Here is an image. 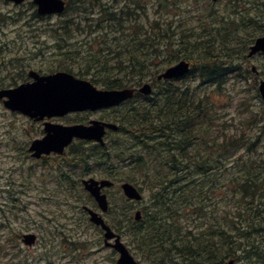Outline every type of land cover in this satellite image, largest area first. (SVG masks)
<instances>
[{
    "label": "trees",
    "instance_id": "obj_1",
    "mask_svg": "<svg viewBox=\"0 0 264 264\" xmlns=\"http://www.w3.org/2000/svg\"><path fill=\"white\" fill-rule=\"evenodd\" d=\"M154 1L159 17L152 15L149 22L145 18L151 8L146 1L120 0L112 12L104 0L67 1L66 11L80 10L85 22L91 21V10L96 9L94 23L82 30L99 34L91 36L94 41L87 40L83 55L72 50L83 60L82 76L107 89L141 85L148 77L155 86L151 96H136L113 109L111 119L119 125L118 132L111 131L115 135L109 134L105 146L88 149L81 145L80 164L94 161L107 178L124 173V180L142 191V178H150V202L141 209L142 219L135 221L123 210L128 236L149 264H225L232 258L264 263V150L256 153L257 137L264 144V104L256 80L262 118L254 115L247 123L263 122L258 136L227 134L232 125L219 121V113L215 114L219 104L213 94H224L234 72H239L238 81L244 72L230 53L215 51L210 40L232 51L237 41L233 38L241 30L263 34L264 2L237 0V5L226 10L239 18L229 19L221 26L224 32L216 33L212 31L221 16L214 5L222 0H205L210 5L195 19L194 13L185 18L179 0ZM241 1L243 12L237 9ZM73 2L79 6L70 7ZM207 17L214 20V26L203 24ZM108 27L113 31L112 41L106 36ZM198 27L210 38L201 37ZM190 46L194 52L187 50ZM180 60L192 65L186 77H200L196 85L157 79ZM113 227L121 231L123 221L119 218V225Z\"/></svg>",
    "mask_w": 264,
    "mask_h": 264
},
{
    "label": "rangeland",
    "instance_id": "obj_2",
    "mask_svg": "<svg viewBox=\"0 0 264 264\" xmlns=\"http://www.w3.org/2000/svg\"><path fill=\"white\" fill-rule=\"evenodd\" d=\"M119 1L104 0L111 7V12L115 11ZM144 1L148 2L147 4L151 8L149 11L151 15L145 18L146 22H149L152 15L154 18L159 17V13L156 12V9L152 5H157L158 3L154 0H141L140 3ZM236 1L232 0L229 2L222 0L221 3L214 5L215 9H219L221 17L215 21L218 23L212 32L217 33L218 30L224 32L221 26H226L230 23L229 19L239 18L238 15L228 13L229 10H226L234 6V3L237 5ZM262 2L264 0L259 1V3ZM85 4L91 5L88 2ZM174 4L175 2L170 5L171 9L174 8ZM206 4L210 5L205 0L178 1L179 8L183 11L185 18L194 13V19L197 13L205 9ZM243 4L241 1L238 4L239 6H237V9L241 10V12L243 11L240 5ZM75 6H79V4L75 2L70 4V7L74 8ZM36 11L37 7L33 4L32 0H26L21 3L11 0H0V26H9L4 28L6 32L1 33V35L4 37V41H9L8 45L10 49L15 48L13 53L15 63L26 62L25 59L20 62V57L24 55H26L27 61L31 63L37 62L43 68L49 69L56 68L60 63L73 66L74 61L78 63L74 67L73 72L77 73L79 77L85 78L79 71L80 63L83 60L79 57V53H72V50L75 49L78 52L80 50L83 55L87 51V40L90 42L94 41L91 36H94V33L96 35L99 34V31L94 30L86 34L87 32L85 33L82 30L85 29V26L94 23L96 9L91 10L92 14L89 15L91 21L87 22L84 21L86 15L76 9L66 11L61 15L48 17H41ZM166 16L164 14L163 18ZM261 21L264 23V20ZM73 22L76 24H72ZM77 22H80V24ZM66 24L68 26L71 25V28L70 26L65 27ZM203 24L214 26V20L211 17H207V20ZM231 26L233 25L231 24ZM91 29L93 28L91 27ZM26 30L29 31L25 32ZM113 30H115L114 27ZM107 31L106 36L112 41V37L114 36L113 31L109 27ZM196 32L201 37H206V40L210 38L206 32H201L199 27L196 29ZM259 33V31L241 30L233 38L237 41L234 46L235 49L232 51H225L224 48L220 47L217 40L210 39L211 44H215V51L222 55L227 52L230 53L234 57V61L239 64L241 70L244 72V77L239 78L240 81L235 78L239 72H234L237 74H233L228 80L223 88L224 94L221 95L218 92L213 94V98L219 104L217 113H215H219V121L222 124L230 122L232 125L230 127L232 131H229L227 134H249L252 136L253 133V135H257V128L263 124V122H259L256 125L252 124V122L247 123V121H251V118H254V115L258 119L262 118L261 114L258 113L260 101L256 97L254 88L256 80L258 90L260 79H264V55L248 56L250 41L264 35V33ZM20 34L23 35L24 42L15 43L13 39H5L17 35L20 36ZM61 38H64V41L61 42L64 46L63 49H59L57 45L61 41ZM2 43L3 41H1ZM22 45L23 48L19 47ZM205 48H211V46ZM187 50L194 52L191 46ZM73 55H75V58L71 59ZM9 61L6 62L0 58V79L8 75V69L12 66ZM253 66L256 68L255 71L258 70V72L252 70ZM249 70H252V72H247ZM149 78H147V81L152 82ZM198 81H200V77H186V79L183 78L176 82L182 85L191 83L196 85ZM96 85L102 88L100 84ZM6 110L7 108L1 101L0 264H117V252L112 248L105 247L103 231L90 221L88 212L84 210V206L97 210V203L93 199V196L84 189L82 180L90 176L101 179L102 171L100 169L86 170V167L79 165L80 155L78 153H76L75 159L72 161V145L66 150V156L62 158H48L45 162L33 159L32 157L28 158L26 144L24 143L33 139V133L38 124L29 121L23 115H11ZM106 116L101 111L87 112L82 113L79 119L80 121L105 119ZM256 140L259 141L256 153H260L261 150H264V144L258 137ZM79 143H83L81 145L88 149L92 147V144L85 140H76L75 144ZM77 149L78 147L75 150ZM73 162L76 164L74 167L71 165ZM90 163L91 167H93L94 163ZM71 169L76 172V174H72L74 178L73 183L70 179L67 180L63 173L64 171L72 173ZM165 176L163 175V177ZM124 177V173H116L113 177V180L117 182L115 186L104 189V192L109 197L110 208L112 209V212L105 215V218L111 226L119 225V218L123 221L121 231L113 228L121 235V239L130 248L135 258L141 264H149L147 258L143 257L139 250L134 248L128 236V222L125 221L123 210L134 216L137 210H141L143 206L149 204L151 195V188L149 187L151 185L150 178H142V184H139L144 186L145 199L142 202H132L126 199L120 188ZM56 178H62L64 181L57 185ZM151 178L155 180L156 177L152 176ZM76 179L78 182H76ZM119 214L121 215L119 216ZM28 233H34L37 236V241L32 245L26 244L23 241L24 234ZM236 264L254 263L238 261ZM259 264L264 263L261 262Z\"/></svg>",
    "mask_w": 264,
    "mask_h": 264
},
{
    "label": "water",
    "instance_id": "obj_3",
    "mask_svg": "<svg viewBox=\"0 0 264 264\" xmlns=\"http://www.w3.org/2000/svg\"><path fill=\"white\" fill-rule=\"evenodd\" d=\"M21 3L24 0H12ZM38 5L40 14L62 13L66 9L65 0H33ZM216 1V0H215ZM257 52H264V36L256 39L251 46L249 56H253ZM190 71V63L186 60L179 61L177 64L169 67L159 78H175L186 75ZM37 81L33 84H25L14 89H9L0 93V96L7 95L9 100L6 102L8 107L20 109L26 113H35L44 115H64L69 111L88 109L96 110L103 107H111L121 103L122 101L134 96V89L121 90H99L91 81L75 78L73 75L59 72L49 76H38ZM152 86L148 83L143 85L140 92L150 94ZM259 90L264 99V79L260 82ZM106 127L117 129L114 123H108L100 120H92L90 125H71L64 126L60 124L47 123V135L44 139L35 141L31 147L35 150V156L42 153H50L51 151L63 152L65 147L69 145L74 137L84 139H95L104 143L103 136L106 133ZM85 187L95 197L102 211L109 210V200L106 193H102L104 187L113 185L109 180L89 179L84 181ZM125 195L132 200H141L142 193L132 183L126 182L122 184ZM90 214V221L96 225L103 227L105 232V240L107 245L113 246L119 253L118 264H140L130 253L126 245L121 241V236L117 234L108 224L105 223L103 216L92 209L86 207ZM141 212L136 213V219L140 220ZM34 234L24 236V242L32 244L35 242ZM115 239V243L109 240ZM234 260H230L227 264H234Z\"/></svg>",
    "mask_w": 264,
    "mask_h": 264
},
{
    "label": "flooded vegetation",
    "instance_id": "obj_4",
    "mask_svg": "<svg viewBox=\"0 0 264 264\" xmlns=\"http://www.w3.org/2000/svg\"><path fill=\"white\" fill-rule=\"evenodd\" d=\"M9 27V26H0V58L4 61H9L10 64H12V66L8 69V75L5 78H1L0 79V93H2L3 90H8V89H14L22 84H26V83H32L34 82L37 78L34 76V74H38L39 76H48L51 74H55L59 71H66L65 69H69L66 68L68 67V65H64L62 63H60L56 68L53 69H49V68H43L42 66L39 65V63L35 62V63H31L29 61H27L26 55L21 56L20 57V62L22 60H26V62L23 63H15V59H14V51L15 48L10 49L9 45H8V40H3L4 37L1 35V33H5L6 31L4 30V28ZM29 30H26L25 32H28ZM21 33V31H20ZM19 35V34H18ZM15 36V37H11V38H5V39H13V41L15 43H20V42H24V38L23 35L20 34V36ZM1 41H3V43L1 44ZM62 41H59L58 44H61ZM23 48L22 46H19ZM18 48V47H17ZM63 53V52H62ZM75 58V55H73L72 59ZM78 62H74L73 61V66H71V71H74V67H76ZM18 65V67L16 68V66ZM6 97H3L0 99V102L2 101L4 106H5V102L6 101ZM8 113H11V115H23L20 112H16V111H11V110H6ZM5 113V112H4ZM80 112L79 111H75L73 113H69L67 115L64 116H52V117H44L43 119H37L35 117H30V116H26L23 115L25 118H27L29 121H32L34 123H37L38 126L35 128V132L33 133V139L28 141L26 144V153L29 157H32L33 159L39 160V161H43L45 162L48 158H62L66 156V152L63 154H57V153H51L49 155L44 154L41 158L37 159L35 157H33V153L30 150L31 144L33 143V141L37 140V139H41L45 136V125L47 122L50 123H61V124H78L80 123ZM29 143V145H28ZM0 145H1V138H0ZM24 147V145H23ZM68 149V148H67ZM66 149V150H67ZM75 151L74 148H72V153H71V159L72 161L75 159ZM74 165V164H73ZM72 173H68V175H72V174H76V172L74 170H72ZM57 181V185L61 184L63 182L62 178H56ZM72 183L74 182V179H72L71 181ZM76 182H78V180L76 179Z\"/></svg>",
    "mask_w": 264,
    "mask_h": 264
}]
</instances>
